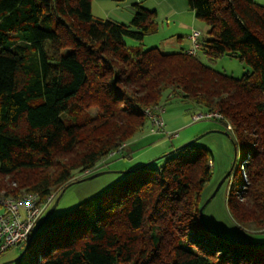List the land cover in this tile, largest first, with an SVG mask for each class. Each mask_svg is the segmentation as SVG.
<instances>
[{"label": "trees", "instance_id": "obj_1", "mask_svg": "<svg viewBox=\"0 0 264 264\" xmlns=\"http://www.w3.org/2000/svg\"><path fill=\"white\" fill-rule=\"evenodd\" d=\"M186 1L208 28L195 54L142 48L157 29L156 11L137 3L125 24L93 17L91 0H0V177L16 185L5 196L44 200L84 180L70 181L149 130L147 108L179 101L191 121L217 111L214 120L230 125L227 208L240 229L248 218L264 225V5ZM199 53L250 69L227 75ZM168 151L52 214L10 264H264V246L245 242L251 236L219 237L204 221L207 205L200 218L211 178L207 149L193 142Z\"/></svg>", "mask_w": 264, "mask_h": 264}, {"label": "rangeland", "instance_id": "obj_2", "mask_svg": "<svg viewBox=\"0 0 264 264\" xmlns=\"http://www.w3.org/2000/svg\"><path fill=\"white\" fill-rule=\"evenodd\" d=\"M136 3L146 9L156 11L154 24L157 29L155 32L144 36L140 43L142 48L156 47L162 53H171L190 47L189 35L194 30L201 32V39L209 37L205 22L194 17L193 13L188 9L186 0H91V13L96 18L109 19L126 24L130 22L135 13ZM126 42L131 46L138 45L137 41L130 38H127ZM199 56L203 62L208 63L215 70L234 77H240L250 69L248 65L239 61L237 58L221 56L209 63L200 53ZM166 106V114L171 117L169 119V127L180 126V129L171 130L165 128L168 134L177 132L176 137L169 138L167 137L168 135L165 136L164 134H152L148 130L147 134L149 135L145 136L136 145L137 149L135 150L134 156L137 158L135 160L130 162L127 159L125 160L124 157L129 152L128 144L130 145L132 140L138 135L126 142L120 149L110 152L92 170L83 172L75 171L70 181L101 170L108 172L91 179L73 182L59 193L57 192L60 188H57L53 192L55 194L53 201H58L53 215L66 211L79 202L105 190L121 177L122 172L119 173L116 171L124 170L125 168L135 169L140 167L149 160L159 157L168 151L171 145L183 143V140L188 137H190L188 140H191L200 136L196 143L206 148L211 158V178L204 186L205 195L209 196L234 162L235 145L232 141V134L226 131L225 126L221 122L214 119H201L192 122L191 114L185 112L186 107L179 101H171ZM95 112L96 107H90L88 110L90 115ZM175 114H179V116ZM231 177L230 175L229 180ZM12 181L10 176L0 177V197H8L3 193L16 186ZM226 182L221 184L213 198L207 204L203 212L204 221L210 229L218 233L235 237L244 231L245 234L251 236L255 241L264 242V225L257 226L255 222H252L253 220L251 218H248L247 221L243 222L247 227L244 230L240 229L233 220L226 204V195L228 193ZM23 193L32 194L33 192ZM255 231L262 233H253V235L249 233ZM19 253L16 249L6 251L0 257V264L13 260Z\"/></svg>", "mask_w": 264, "mask_h": 264}, {"label": "built area", "instance_id": "obj_3", "mask_svg": "<svg viewBox=\"0 0 264 264\" xmlns=\"http://www.w3.org/2000/svg\"><path fill=\"white\" fill-rule=\"evenodd\" d=\"M200 32L194 30L190 33L189 54H195V50L200 46ZM164 107L156 105L153 109L147 108L145 114L150 123L149 131L152 134H164L172 138L177 136V132L168 134L162 118ZM222 115L215 112L198 113L192 116V121L201 119H219ZM230 129V125L226 126ZM55 194H49L40 201L36 193H23L18 197H0V257L8 250L23 247L29 239L31 232L45 210L53 202Z\"/></svg>", "mask_w": 264, "mask_h": 264}, {"label": "water", "instance_id": "obj_4", "mask_svg": "<svg viewBox=\"0 0 264 264\" xmlns=\"http://www.w3.org/2000/svg\"><path fill=\"white\" fill-rule=\"evenodd\" d=\"M200 136H197V137H195V138H193V139H191V140H188V141H186V142H184V143H182V144H180L179 146H177V147H175V148H173V149H171V150H169L168 151V153H173V152H175V151H178L179 149H181V148H183V147H185V146H187V145H189V144H191V143H193V142H196L197 140H198V138H199ZM153 161V159L152 160H149L147 163H146V165L147 164H149V163H151ZM234 163V162H233ZM233 165V164H232ZM231 168H232V166H231ZM231 168H230V170H231ZM229 170V171H230ZM105 172H108V171H97V172H95V173H93V174H91V175H89V176H87L85 179H91V178H93V177H96L97 175H100V174H103V173H105ZM116 172H125L124 170H119V171H116ZM228 175V172L223 176V178L219 181V183L217 184V186L215 187V189L213 190V192L205 199V201L202 203V205L200 206V208H199V214H200V218H201V220H202V222H204L203 221V218H202V212H203V209L205 208V206L210 202V200L213 198V196L215 195V193L217 192V190L219 189V187L221 186V184L224 182V180L226 179V176ZM57 203H58V201L57 200H55V201H53L51 204H50V206L45 210V212L43 213V215L41 216V218L39 219V221L37 222V224H36V226L34 227V229H33V231L31 232V234H30V236H29V239H28V241H27V243L25 244V246H24V249L27 247V245H28V243L30 242V240L32 239V237H33V235L40 229V227L45 223V221L54 213V211H55V208H56V206H57ZM217 235L219 236V237H224L223 235H221V234H219V233H217ZM247 244H249V245H254V246H264V242H261V241H245ZM9 263H11V261H8V262H4V263H2V264H9Z\"/></svg>", "mask_w": 264, "mask_h": 264}, {"label": "crops", "instance_id": "obj_5", "mask_svg": "<svg viewBox=\"0 0 264 264\" xmlns=\"http://www.w3.org/2000/svg\"><path fill=\"white\" fill-rule=\"evenodd\" d=\"M256 3H258V4H261V5H264V0H254ZM189 9V8H188ZM187 49H189V47L188 48H186L185 50H187ZM166 112H167V106H166V109H165V111H164V113H163V119H164V121H165V126H166V128H168V129H171V130H178V128L180 129V126L179 127H173V128H170L169 126V119H171V117H170V115H167L166 114ZM182 114V113H181ZM176 116H179V114H175ZM147 135H149V134H147V132H145V133H143V134H140V135H138L137 137H135L133 140H132V142H131V144L129 145L128 144V150H129V152H127L126 153V156L124 157V159L126 160H128V161H133V160H135V158H137L136 156H134V154H135V150L137 149L136 148V145L145 137V136H147ZM190 137H188V138H185L184 140H183V142L184 141H186V140H188ZM126 147V146H125ZM142 147V146H141ZM17 250V249H16Z\"/></svg>", "mask_w": 264, "mask_h": 264}]
</instances>
